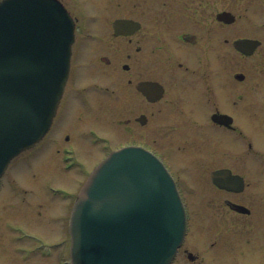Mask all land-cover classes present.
<instances>
[{"label":"rangeland","instance_id":"1","mask_svg":"<svg viewBox=\"0 0 264 264\" xmlns=\"http://www.w3.org/2000/svg\"><path fill=\"white\" fill-rule=\"evenodd\" d=\"M60 1L77 19L78 28L73 47L74 52L77 50L76 57H78L72 62L76 72L72 71L75 75L73 77L72 73L68 80L60 112L44 139L14 158L0 178V264H69L67 219L74 196L84 182L87 172L104 158L102 155L107 145L115 148L129 143L140 144L150 150L156 149L157 154L174 176L188 185V189L190 188L189 190L182 188L181 193L184 201L189 204L190 229L186 240L194 243V250L198 251L195 241L201 238L200 231H205L203 233L205 237L202 239L206 241L207 247L213 236L218 235L217 245H220L223 239L227 242L224 249L220 250L222 261L225 263L220 264H232L227 259L225 249L230 250L227 245L235 243L232 235L246 238L245 228L238 219L240 216L233 215L228 209L223 208V200H231L233 197L212 186L208 171L216 165H230L226 161L229 153L243 155L245 145L242 140L230 132L221 130L214 133L216 136H202L198 139L197 134L206 133V130H199L198 133L195 132L196 130H187L188 145L183 148L179 139L167 144L162 143L158 136H150L148 127H139L135 123L120 124L121 117L125 114L127 117L132 110V98L128 94H121L122 82L118 80L119 77L117 78L118 71L121 73L120 65L123 60H119L116 54L117 49L122 45V40L113 37L111 30L112 21L125 14L122 13L120 6L123 2L121 0ZM263 4L264 0H220V11H230L236 17L234 24L228 26L229 33L234 37L264 36L262 24L258 25L264 23ZM249 23L255 28L248 26ZM227 50L222 49L221 56L226 59L225 61L229 62L231 58L234 62L225 68L222 61V73L228 75L251 73L252 77L258 76L259 79L264 75V61L262 64L260 62L264 59V48L261 47L257 51L252 61L238 54L234 59ZM104 57L112 59L109 67L112 71H107L105 69L107 66L101 63L105 62L101 60ZM92 63L102 67L94 74L95 77L86 74L87 67ZM249 68H252V71H248ZM94 84L107 86L109 92L113 91L111 94L114 97L106 99L103 95L104 100H100L91 93ZM240 86L242 87L238 86V90H243L244 86ZM126 89L130 91L129 88ZM87 99L92 102L94 110L85 113L81 107ZM122 99L125 100L124 103L121 102ZM227 107L230 108L228 104ZM134 115L137 113L134 112ZM237 120L243 132L252 133L253 142L259 147L260 131L247 127L245 119L238 114ZM74 128L84 129L86 133L92 129L101 136L102 140L105 139L107 145L100 147L95 145V141L88 142V138L84 136L76 138ZM65 137H68V140ZM240 144H243L242 147ZM67 145L77 151L74 152L73 163L64 162L61 158L60 151L64 148L69 151L71 148ZM73 149L70 153L74 151ZM203 160L207 162L199 166ZM79 168L83 169L80 171ZM234 168L239 169L238 165ZM201 169H204L206 175L197 177ZM63 193H67L66 199L62 198ZM224 217H226L225 221L222 220ZM8 225L13 229L18 228L23 233L40 236L47 243L60 242L59 247L49 250L52 252L49 258L41 256L39 251L33 250L36 245L34 241L20 239L21 235L16 231L10 232L7 229ZM241 245L244 246V242ZM22 248L25 249L24 253L18 250ZM26 251L30 255L25 256ZM242 263L244 264L243 259Z\"/></svg>","mask_w":264,"mask_h":264},{"label":"flooded vegetation","instance_id":"2","mask_svg":"<svg viewBox=\"0 0 264 264\" xmlns=\"http://www.w3.org/2000/svg\"><path fill=\"white\" fill-rule=\"evenodd\" d=\"M121 1V11L125 14L120 18L132 19L136 27L132 34L117 37L122 40V45L117 49L116 56L123 60L120 65L121 73L118 71L117 78L122 82L121 94H128L132 98L131 112L127 117L126 114L122 116L119 123L148 127L150 136L160 137L162 143L170 144L179 139V143L183 145L179 146L183 148L188 145L187 130H206V133L197 132L198 139L202 136H216L214 133L217 130L230 132L241 139L245 145L244 154L229 153L226 161L230 165H216L208 171V177L210 180V173L214 170L226 169L243 179V188L237 192L222 190L211 183L215 189L233 197L231 200H223V208L240 216L238 219L245 228L246 238L232 235L235 243L227 245L230 248L225 249L227 259L232 264H243L242 259L244 264H264V75L259 79L258 76L252 77L251 73H241L240 76L236 73H222V61L225 68L234 61L231 58L229 62L225 61L221 56L222 49H228L229 55H233L234 59L238 54L251 60L261 47L264 48V36L234 37L229 33L228 26L234 24L236 17L233 14L234 21L229 25L217 18V14L221 12L220 0ZM261 24L264 29V23ZM248 26L253 25L249 23ZM241 38L259 41L252 54L243 56L234 49V42ZM101 60L105 61L101 62L107 66L105 69L112 71L109 68L112 59L104 57ZM263 61L264 59L260 61L261 64ZM100 68L102 67L98 64L92 63L87 67L86 74L95 77L94 74ZM251 69L248 71H252ZM72 71L76 72L73 64L70 66L69 78L72 73L73 77L75 75ZM240 85L244 86L243 90H238V86L242 87ZM91 89V93L100 100H104L103 95L106 99L114 97L111 94L113 91L109 92L107 86L94 84ZM121 102L124 103L125 100L122 99ZM226 104L231 109L226 108ZM87 108L94 110L88 99L84 101L81 110ZM220 114L231 118L229 125L223 126L214 121V116ZM237 114L245 119L247 127L260 131V134L256 132L261 138L259 147L254 144L252 133L243 132ZM79 128L73 130L76 138L82 134L83 129L80 131ZM65 139L68 140V137ZM153 141L156 143V140ZM151 151L157 154L156 149ZM205 162L207 160H203L199 166ZM235 165L239 169L235 170ZM202 175H206L204 169L200 170L197 177ZM175 181L180 192L182 188L188 189V185L176 177ZM183 202L187 215L186 234L170 264L225 263L220 253L227 244L225 239L217 245L218 235H214L207 247L206 241L202 239L205 231H200L201 238L195 241L198 251L194 250V243L186 240L190 229L189 204ZM230 204L240 205L246 212L235 211ZM222 220L225 221L226 217ZM242 242L244 246L241 245Z\"/></svg>","mask_w":264,"mask_h":264},{"label":"water","instance_id":"3","mask_svg":"<svg viewBox=\"0 0 264 264\" xmlns=\"http://www.w3.org/2000/svg\"><path fill=\"white\" fill-rule=\"evenodd\" d=\"M218 18L233 21L226 12ZM135 26L113 22L116 35ZM73 37L74 22L57 0L0 1V175L48 131ZM257 44L234 45L248 54ZM212 179L227 189L242 188L228 171L214 172ZM184 228L179 196L162 164L142 148L125 147L104 159L77 195L68 225L71 264H169Z\"/></svg>","mask_w":264,"mask_h":264}]
</instances>
